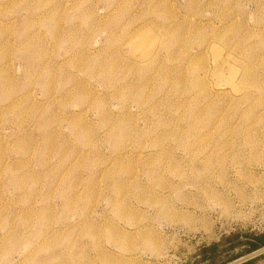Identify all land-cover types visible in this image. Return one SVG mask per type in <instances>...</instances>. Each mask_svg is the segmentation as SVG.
Instances as JSON below:
<instances>
[{
    "label": "rangeland",
    "instance_id": "374dc122",
    "mask_svg": "<svg viewBox=\"0 0 264 264\" xmlns=\"http://www.w3.org/2000/svg\"><path fill=\"white\" fill-rule=\"evenodd\" d=\"M249 232L264 0H0V264H194Z\"/></svg>",
    "mask_w": 264,
    "mask_h": 264
},
{
    "label": "trees",
    "instance_id": "16d2710c",
    "mask_svg": "<svg viewBox=\"0 0 264 264\" xmlns=\"http://www.w3.org/2000/svg\"><path fill=\"white\" fill-rule=\"evenodd\" d=\"M227 241L228 243L214 242L203 247L197 254L194 264H200L203 262H205V264H227L240 257L248 255L257 249L264 247V232H249L244 235H235ZM238 246H242L244 249L228 255L226 259H221L225 251L234 250ZM263 257L264 253L241 264H256V262Z\"/></svg>",
    "mask_w": 264,
    "mask_h": 264
},
{
    "label": "water",
    "instance_id": "95a60500",
    "mask_svg": "<svg viewBox=\"0 0 264 264\" xmlns=\"http://www.w3.org/2000/svg\"><path fill=\"white\" fill-rule=\"evenodd\" d=\"M262 253H264V247H262L260 249H257L255 251H253L252 253H250L248 255H245L243 257H240V258H238V259H236V260H234V261H232L230 263H227V264H241V263H243L245 261H248V260H250V259L262 254Z\"/></svg>",
    "mask_w": 264,
    "mask_h": 264
}]
</instances>
